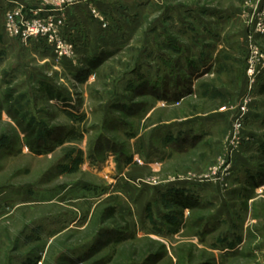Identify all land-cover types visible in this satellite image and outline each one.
<instances>
[{"label": "rangeland", "instance_id": "rangeland-1", "mask_svg": "<svg viewBox=\"0 0 264 264\" xmlns=\"http://www.w3.org/2000/svg\"><path fill=\"white\" fill-rule=\"evenodd\" d=\"M0 1V264H264V0H77L63 58L6 31L59 0Z\"/></svg>", "mask_w": 264, "mask_h": 264}, {"label": "built area", "instance_id": "built-area-1", "mask_svg": "<svg viewBox=\"0 0 264 264\" xmlns=\"http://www.w3.org/2000/svg\"><path fill=\"white\" fill-rule=\"evenodd\" d=\"M77 3V0H59L53 4V7H38L36 10H29L27 14H23L26 11L24 7L13 6L6 13V31L22 40L40 38L45 48L53 50L58 58L71 57L76 54L77 43L70 30L71 25L68 26L66 14L69 5L75 6ZM91 12L93 17L102 22V27H107L108 23L99 16L96 9L91 8ZM257 13L258 17L256 21H253V31L264 34V10H259ZM248 38L250 41L253 39L252 36ZM245 60L246 93L237 106V114L231 127L230 138L235 146L241 139L240 132L244 125L243 119L248 108L249 94L257 83L259 74L264 72V53L259 46L251 44Z\"/></svg>", "mask_w": 264, "mask_h": 264}, {"label": "crops", "instance_id": "crops-1", "mask_svg": "<svg viewBox=\"0 0 264 264\" xmlns=\"http://www.w3.org/2000/svg\"><path fill=\"white\" fill-rule=\"evenodd\" d=\"M11 1H13V0H9L8 2L11 3ZM116 1H120V0H113V2L111 1L109 3H107V2L106 3L110 6L113 3H115ZM144 1H149V0H144ZM1 2L2 1H0V5H1ZM121 2H123V1H121ZM76 5H78V3ZM76 5H75V12H74V10L73 11L72 10L68 11V14L71 17L72 21H74L75 24H77L75 27L73 25H71L70 30L73 32L76 40L78 39L77 47H78V49H80L79 52H82V51L85 50L86 47H90V43L91 42H89V41H90V38H91L92 34L89 37H88V34H87V36H86L87 39L85 38V40H84L83 34L81 35V34L77 33L78 29L81 28V25H80L81 21L78 18H76V12L79 15V9H80V8H78V6L76 7ZM224 7L225 8H221V10H220V14H222L223 17L226 16V14H228V13H233L234 15L233 14L231 15L233 17V20H235V21L237 20L238 21L240 19L239 17H241V15H240L239 6L235 5L234 3L228 2V3L225 4ZM228 15H230V14H228ZM226 17H228V16H226ZM101 38H103V37L101 36L100 39ZM262 81H264V77H262ZM242 83H243V75L241 77V84ZM253 116H255V114ZM238 161L243 162V160H238ZM239 164H241V163H239Z\"/></svg>", "mask_w": 264, "mask_h": 264}, {"label": "trees", "instance_id": "trees-1", "mask_svg": "<svg viewBox=\"0 0 264 264\" xmlns=\"http://www.w3.org/2000/svg\"><path fill=\"white\" fill-rule=\"evenodd\" d=\"M41 84H42V87H43V89L45 90V92H46V94H47V97H50V98H56L57 97V95H58V93H55L54 92V90H52V88L48 85V84H46V83H44V82H41ZM260 93H264V84H261V85H259V90H258ZM263 152H264V147H263ZM180 198H179V201L181 200V199H186L185 197L183 198V196L182 195H180L179 196ZM184 207H186V208H189V207H191V205L189 204V203H184V206H183V208Z\"/></svg>", "mask_w": 264, "mask_h": 264}]
</instances>
